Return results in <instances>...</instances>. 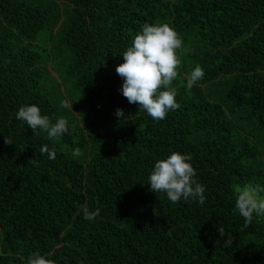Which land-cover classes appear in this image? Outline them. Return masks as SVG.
I'll list each match as a JSON object with an SVG mask.
<instances>
[{
    "label": "trees",
    "instance_id": "16d2710c",
    "mask_svg": "<svg viewBox=\"0 0 264 264\" xmlns=\"http://www.w3.org/2000/svg\"><path fill=\"white\" fill-rule=\"evenodd\" d=\"M146 23L183 40L180 107L162 121L119 91ZM68 79L80 101L67 114L56 89ZM25 104L69 132L34 133L16 119ZM173 151L192 156L204 204L150 190ZM249 183L264 185V0H0V264L37 251L54 264H264V217L235 208Z\"/></svg>",
    "mask_w": 264,
    "mask_h": 264
},
{
    "label": "clouds",
    "instance_id": "9594fccd",
    "mask_svg": "<svg viewBox=\"0 0 264 264\" xmlns=\"http://www.w3.org/2000/svg\"><path fill=\"white\" fill-rule=\"evenodd\" d=\"M183 48V40L173 26L168 23L144 24L135 35L131 45L123 52V63L116 67V72L123 79L121 94L131 104H138L155 121L164 120L168 113L178 109L177 92L173 82L178 76L181 60L178 50ZM205 76L202 66L196 65L186 80L187 89ZM64 109H72V103L61 100ZM115 115L124 118L123 109L118 108ZM16 119L24 122L34 133L39 129L49 138L63 137L69 132V121L59 117L52 119L42 114L36 104H25L16 112ZM79 155V149L74 150ZM50 159H55L53 151L48 152ZM192 156L188 153L173 151L166 158L158 159L148 177L152 192H162L172 203L191 200L204 204L206 187L196 179ZM235 208L246 223L255 218L264 217V185L245 184L234 190ZM83 218L94 221L100 215L99 209L82 207ZM26 264H54L39 251L30 253Z\"/></svg>",
    "mask_w": 264,
    "mask_h": 264
},
{
    "label": "rangeland",
    "instance_id": "374dc122",
    "mask_svg": "<svg viewBox=\"0 0 264 264\" xmlns=\"http://www.w3.org/2000/svg\"><path fill=\"white\" fill-rule=\"evenodd\" d=\"M58 70V75H60L61 80L63 81L62 72L59 70V68H56ZM71 79H68L67 82L61 83L59 87L57 86L56 93L60 96V102L61 100L67 99L70 103H72V109L73 111L79 110V101L80 99L74 94V86L73 81H70ZM61 92V94H60ZM71 110L68 109L66 113L68 114Z\"/></svg>",
    "mask_w": 264,
    "mask_h": 264
}]
</instances>
